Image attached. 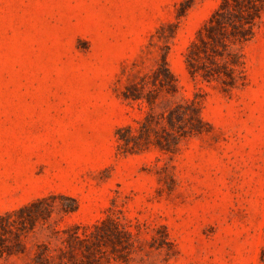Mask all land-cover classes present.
Wrapping results in <instances>:
<instances>
[{"label": "rangeland", "instance_id": "1", "mask_svg": "<svg viewBox=\"0 0 264 264\" xmlns=\"http://www.w3.org/2000/svg\"><path fill=\"white\" fill-rule=\"evenodd\" d=\"M0 0V215L63 196L0 264H264V16L245 46L247 81L226 91L191 77L186 55L223 0ZM162 35L166 40H161ZM178 101L206 132L174 153L119 150L147 109L125 100L164 46ZM129 233L124 254L69 250L105 220Z\"/></svg>", "mask_w": 264, "mask_h": 264}, {"label": "trees", "instance_id": "2", "mask_svg": "<svg viewBox=\"0 0 264 264\" xmlns=\"http://www.w3.org/2000/svg\"><path fill=\"white\" fill-rule=\"evenodd\" d=\"M198 0H186L179 17ZM264 16V0H223L197 35L186 55L191 77L209 84L219 83L226 91L243 87L247 81L245 46L257 36ZM161 40H166L162 35ZM156 68L128 86L123 93L126 101L147 109L138 129L121 128L117 132L119 150L124 154L142 152L151 146L166 153H174L179 143L206 132L199 108L188 101H178L177 81L170 70L167 56L169 47ZM63 196L38 199L16 211L0 215V259L19 254L23 248L22 236L33 233L38 225L50 221L58 211L70 214L77 210L72 205H57ZM64 242L69 250L62 255L74 259L77 251L91 259L103 247L114 252L128 253L131 246L127 231L113 220H105L91 236L81 239L77 233H68ZM48 247H40L37 262L48 261Z\"/></svg>", "mask_w": 264, "mask_h": 264}]
</instances>
